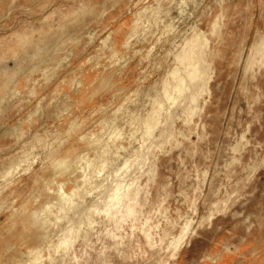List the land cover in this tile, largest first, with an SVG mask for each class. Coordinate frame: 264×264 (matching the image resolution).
Here are the masks:
<instances>
[{"label":"rangeland","instance_id":"374dc122","mask_svg":"<svg viewBox=\"0 0 264 264\" xmlns=\"http://www.w3.org/2000/svg\"><path fill=\"white\" fill-rule=\"evenodd\" d=\"M261 33L264 0H0V264H264Z\"/></svg>","mask_w":264,"mask_h":264},{"label":"bare ground","instance_id":"6f19581e","mask_svg":"<svg viewBox=\"0 0 264 264\" xmlns=\"http://www.w3.org/2000/svg\"><path fill=\"white\" fill-rule=\"evenodd\" d=\"M215 20V19H214ZM214 22H212V24H213ZM215 25H216V23H215ZM212 27H214L213 25H211ZM212 30H214V29H212ZM261 34H263V33H261ZM187 39V38H186ZM194 39V38H193ZM202 39V38H201ZM260 39V40H259ZM192 40V39H191ZM191 40H189L190 42H191ZM258 40H259V42H257L256 44H255V41H254V45H252V48H251V50L250 51H252V53H257V54H259V55H257V56H259V58L261 57L262 58V60L264 61V34H263V36H261V38H258ZM196 41V40H195ZM257 41V40H256ZM188 42V41H187ZM190 42L189 43H187V44H190ZM192 42H194V41H192ZM194 44V46H195V44L197 45V43H193ZM251 44H253V43H251ZM194 46H193V48H194ZM198 46V45H197ZM191 47H192V45H191ZM190 47V48H191ZM199 47V46H198ZM205 47V46H204ZM186 48V47H185ZM194 49H196V46H195V48ZM191 50H193V49H191ZM182 51H184V52H181L183 55H184V53H185V50H183L182 49ZM196 51V50H195ZM200 50L198 49V52H199ZM186 52H187V50H186ZM180 53V54H181ZM203 54V53H202ZM201 53H200V55H202ZM249 54V53H248ZM179 55V54H178ZM183 55H181V56H183ZM185 55H187V59H186V56L184 57L185 58V60H189V62L190 63H192V68L191 69H188L187 68V72H186V70H185V72L187 73L186 74V77H185V75L184 76H181L178 80H177V82H173L175 85H177L178 87H184L185 85H184V82H185V84H186V82L188 81V80H195V79H197V80H201V78H202V76H201V70H200V68H199V58H200V56H198L195 52H193V51H189L188 50V53L187 54H185ZM177 56V55H176ZM250 56V55H249ZM252 56V55H251ZM250 56V57H251ZM182 57V58H183ZM239 57V56H238ZM250 57H249V59H248V56H247V59H248V62H247V64H246V71H247V66L249 67V65H251L250 64V62H252L251 61V59H250ZM253 57H254V55H253ZM181 58V57H180ZM177 59H179V56H177ZM203 59V58H202ZM181 60V59H180ZM184 60V59H183ZM239 60V59H238ZM258 60V59H257ZM179 61V60H178ZM187 61H185V62H187ZM240 61V60H239ZM247 61V60H246ZM262 61V62H263ZM182 62V61H181ZM184 62V61H183ZM184 62V64L186 65V64H188L189 66H190V64L187 62V63H185ZM201 63H203L202 62V60L200 61ZM258 62H260L259 60H258ZM261 62V63H262ZM179 63V62H178ZM237 63H238V61H237ZM254 63V62H253ZM258 64V63H257ZM263 65H264V63H262ZM252 65H255V63L254 64H252ZM251 65V66H252ZM259 65V64H258ZM258 65H257V67H258ZM262 65V66H263ZM203 66H205L204 64H203ZM184 68H185V66H183ZM191 67V66H190ZM244 67H245V65H244ZM206 68V67H205ZM205 68H204V71H205ZM251 68V67H250ZM249 68V69H250ZM184 70V69H183ZM177 71H178V69H177ZM173 72H174V70H173ZM184 72V73H185ZM251 72H253L252 71V68H251ZM172 74V73H171ZM203 75H204V72L202 73ZM178 76H179V74H177ZM243 75H244V73H243ZM206 76V75H205ZM251 76H253L252 74H251ZM188 79V80H187ZM204 79H205V77H204ZM196 80V81H197ZM198 81L197 83H196V85L194 86V90H200L201 88H203L204 86H203V83H204V81L202 82V81ZM164 81H166V80H164ZM192 83H193V81H192ZM164 84H166L165 82H164ZM174 85V87H176ZM186 86H187V88H185V89H181L183 92H184V90H186V89H188V84H186ZM203 86V87H202ZM165 88H167V87H165ZM179 89V88H178ZM169 90H170V88H169ZM172 90V89H171ZM180 90V89H179ZM203 90V89H202ZM176 91V90H175ZM163 92H165V90L163 91ZM169 92V91H168ZM171 92V91H170ZM174 92V91H173ZM167 93V92H166ZM177 94L179 93V95H180V91L179 92H176ZM195 94V92L194 91H192L190 94L192 95V94ZM199 93V92H198ZM201 94L203 93V91H201L200 92ZM169 95H170V93H168ZM190 94L189 95H185L184 97L187 99V98H189V96H190ZM201 94H199V95H201ZM172 95H173V93H172ZM171 95V96H172ZM174 95H175V93H174ZM178 95V96H179ZM210 95V94H209ZM193 97V96H192ZM196 97L197 96H195L194 97V99L193 100H195L196 99ZM169 98V97H168ZM172 99V98H171ZM190 99H191V97H190ZM188 101H190L189 99H188ZM192 103V102H191ZM188 106V105H187ZM190 109V108H189ZM192 111V110H191ZM190 111V112H191ZM193 113V112H192ZM185 118V117H184ZM185 120V119H184ZM111 197H110V201H112V205H116L117 203H116V201H118V200H120V199H122V197H124L125 196V193H120V192H118L117 190H115L114 189V192L112 193V195H110ZM133 196V195H132ZM126 197H127V194H126ZM125 198V197H124ZM123 198V200H125ZM69 206V205H68ZM111 206V205H110ZM114 208V207H113ZM124 208H125V210H124V214H126V215H130L132 212H133V208H132V205L130 204L129 205V203H128V201L125 203V206H124ZM187 228V227H186ZM187 232V231H186ZM179 234H181V233H179ZM182 235L183 234H181V235H179V237L177 238V240L176 241H179V239L182 237ZM187 235V234H186ZM182 238H184V237H182ZM65 241V240H64ZM175 241V240H174ZM180 242V241H179ZM178 242V243H179ZM184 242V241H183ZM64 243V242H63ZM66 243V242H65ZM65 243H64V245H65ZM175 244H176V242H174ZM183 244V243H182ZM181 244V245H182ZM174 245V244H173ZM178 245V244H177ZM173 247H175V249H177V247L176 246H173ZM175 250H173V252H174ZM173 252H172V255H173ZM174 257V256H173ZM175 264V263H174Z\"/></svg>","mask_w":264,"mask_h":264}]
</instances>
